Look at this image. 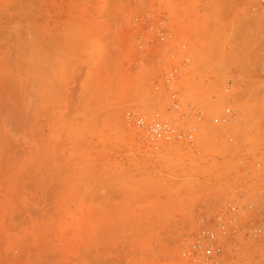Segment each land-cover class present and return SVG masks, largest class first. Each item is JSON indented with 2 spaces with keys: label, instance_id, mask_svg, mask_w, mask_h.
<instances>
[{
  "label": "rangeland",
  "instance_id": "rangeland-1",
  "mask_svg": "<svg viewBox=\"0 0 264 264\" xmlns=\"http://www.w3.org/2000/svg\"><path fill=\"white\" fill-rule=\"evenodd\" d=\"M240 196L264 206V0H0V264H179Z\"/></svg>",
  "mask_w": 264,
  "mask_h": 264
},
{
  "label": "built area",
  "instance_id": "built-area-1",
  "mask_svg": "<svg viewBox=\"0 0 264 264\" xmlns=\"http://www.w3.org/2000/svg\"><path fill=\"white\" fill-rule=\"evenodd\" d=\"M154 141L179 142L185 133L172 122H154ZM242 197L223 207L191 234L179 264H264V206Z\"/></svg>",
  "mask_w": 264,
  "mask_h": 264
}]
</instances>
